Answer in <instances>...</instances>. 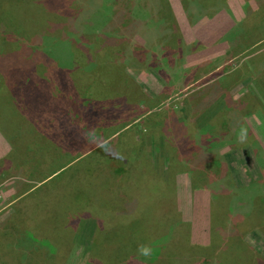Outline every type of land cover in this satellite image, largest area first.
<instances>
[{
  "label": "rangeland",
  "instance_id": "374dc122",
  "mask_svg": "<svg viewBox=\"0 0 264 264\" xmlns=\"http://www.w3.org/2000/svg\"><path fill=\"white\" fill-rule=\"evenodd\" d=\"M1 1L0 75L4 68L16 91L27 90L35 113L49 112L39 116L45 131L53 134L63 127L60 116L52 114L63 109L54 104L56 100L42 106L40 95L50 91L65 98L64 109L69 113H65V154L58 149L49 155L42 148L46 143L49 149L54 143L45 142L36 126L29 131L26 124L19 127L24 118L17 117L12 99L4 98L3 89L0 91V264H124L125 252L119 251L112 262L109 255L99 252L98 244L93 250L90 239L103 219L120 228L112 232L113 239L123 238L124 231L134 239H145V246L151 239H163L159 215L138 205L135 198L132 203V194H155L149 192L154 188L151 184H145L146 189L138 187L132 173L137 159L150 158L155 176L176 191L185 235L193 244L204 243L215 233L210 218L209 224L207 220L215 193L229 196L221 202L236 216L240 205H248L241 199L246 188L255 194L260 189L264 192V0H4L6 8ZM141 1L148 3L145 14L140 10ZM209 23L215 28L211 30ZM34 65L40 66L37 71L43 79L32 78L23 84L21 71L28 74ZM155 69L161 80H147ZM203 92L200 105L191 102ZM226 92H231L232 102L241 107L234 123L239 126L235 125L228 138L216 141L217 147L211 151L225 155L227 164L234 168L225 164L216 169L217 176L225 178L214 180L211 186L216 189L211 190L202 172L193 171L196 167L183 144L170 147L168 156L163 143L157 147L153 140L158 132L163 133L161 120L192 116L196 106L200 110L195 116L212 123L217 118L212 117L215 110L229 103ZM94 95L105 97L100 106L91 105L96 107L98 118L103 112L111 115L106 124L101 121L103 134L112 135L102 144L111 141L108 148L115 145L114 152L121 153L118 157H106L109 152L99 145L82 153L90 148L86 140L91 137L84 138L86 130L78 126L83 115L72 109L86 112L84 99ZM215 122L216 129L223 126L221 121ZM243 126L254 141L246 136L245 144L232 148L241 141ZM130 127L136 130L139 143L132 151L124 148L129 133L121 135ZM117 128L121 129L118 138ZM11 147L14 153L6 155ZM21 147L30 151L29 157L22 154ZM245 149L251 151L254 161L246 159ZM234 152L236 158H228ZM124 154L136 159L125 160L120 156ZM12 157L42 165L36 173L43 177L56 172L39 186L37 195L22 201L30 199L24 206L27 218L38 219L32 228L23 229L14 222L12 227L4 226L10 220L7 205L19 212L15 202L19 201V190L28 183L25 179L17 184L18 169L10 163ZM127 162L132 165L120 168ZM172 164L190 169L177 173L171 170ZM35 185L31 182V188ZM47 191L52 195L49 198L45 197ZM257 200L254 204L262 208L264 201ZM51 209L55 213H50ZM256 218L259 220L243 229L235 228L232 222L222 226V236H228V241L220 247L221 255L232 257L250 244L255 260L249 258V252H242L240 264H264V219L260 213ZM144 222L149 224V234L143 232ZM22 230L23 236L17 237ZM97 234L99 242L102 236ZM46 241L55 246L54 253L51 247L38 245ZM214 264L221 263L216 260Z\"/></svg>",
  "mask_w": 264,
  "mask_h": 264
},
{
  "label": "trees",
  "instance_id": "16d2710c",
  "mask_svg": "<svg viewBox=\"0 0 264 264\" xmlns=\"http://www.w3.org/2000/svg\"><path fill=\"white\" fill-rule=\"evenodd\" d=\"M144 1H141L140 10L143 14L147 13L146 7L147 4H145ZM2 6L6 8L7 1L2 0L1 1ZM217 5H221V3H217ZM187 52V51H186ZM11 65V64H10ZM30 66H26V68H29ZM40 66L34 65V70L29 71L28 74H25L21 71V77L23 78V84L30 83V81L35 78L43 79L41 76V73L39 74L37 70ZM12 69V68H11ZM162 71V70H161ZM4 68L1 70V80H0V91L3 89L2 95H4V98L12 99L11 104L13 106L17 107L18 113L17 117L24 118V120L20 121L19 123L21 128H24L22 124H26L25 129L26 131H29L28 129L32 130L34 129V126L38 129L37 131L42 132V134L45 136V142H53L54 144H51V148L46 149V143L44 149L47 154H52L56 150H61L63 154H65V113L68 114L69 111H65V98L53 96L51 95L52 92L48 91L38 97L39 102L42 106H45L47 101H53L55 105H58L63 109L61 112H54L52 114H55L56 116H60L63 122V127L60 129L58 128L53 134L47 132L44 130V127L42 126V122L39 123V116H46L49 112L46 110H40V112L37 114L32 110V104L31 102V96L27 95V90L24 91H16L15 85L12 83L11 79L9 78V75L5 73ZM37 72V73H35ZM160 72V71H159ZM80 77H82V74H79ZM147 80H155L159 81L162 78V75L160 76V73L155 69L152 71L149 75L146 76ZM60 78V77H59ZM40 84V83H39ZM46 88V87H44ZM212 90V89H211ZM14 91V94H13ZM12 93V94H11ZM81 94V93H80ZM227 97L230 98L228 100L227 104L224 103V105L221 107L223 109L217 108L215 112L213 113L212 117H217L215 120L211 123L207 120H199L198 117L195 116V111L200 110L197 106L192 108L193 115L192 116H183V115H177V117L168 118L163 121L161 124V130L163 133L156 134L155 140H153L154 143H157V147L160 146L162 143L165 146V149L167 153L169 152L168 156L170 154V147L173 145H179L183 144L185 149L189 152V155L191 156L192 161L194 162L193 171L195 174L201 173L202 176H205L207 178V185L211 188V190L216 189L211 186V183L214 182V180L219 179L221 182L225 178L222 174L218 177L217 170L216 169H223L225 167V164H227V160L225 159V155L223 156L222 153L218 152H212L211 150H214L216 148V141H220L221 138H228L233 133V128L235 125L237 127L239 126V123L234 124L237 122V114L241 111V107H237L232 102L231 92H226ZM204 92L197 94L195 97L192 98L191 102H196L197 105H200V102L204 100ZM230 96V97H229ZM103 98L99 95L90 96L88 99H84V106L88 109L86 112L81 113L77 107L72 109L74 113L76 114H82L83 120L78 124L79 128H82L85 131L84 138H92L94 139H88L86 141L89 142L90 148H86L84 152L87 153L88 151L94 149L96 150V146L99 145L102 149L105 148L106 152L109 153L106 154V157L115 158L118 157V154L114 152L115 145L113 146L112 150L109 149V144L111 141H107L106 144H102L107 139H109L112 135L105 136L102 131V125L106 122H109V119L111 118V115H109L108 112H103L101 115V119L98 118L96 107H91V105H97L100 106V102H103ZM117 103H120L117 101V98L115 99ZM109 102L111 100L109 99ZM75 104V103H74ZM76 105V104H75ZM225 108V109H224ZM122 109V107H121ZM89 113V114H86ZM223 113V115H222ZM16 113H14L15 115ZM160 114V113H159ZM157 114L160 118V115ZM22 115V116H21ZM16 116V115H15ZM157 118V117H156ZM155 118V119H156ZM216 120L221 121L220 123H223V126L216 129ZM5 121V119L3 120ZM101 121H103V124L101 125ZM244 125V124H243ZM14 126V125H13ZM106 126V125H105ZM241 126V125H240ZM12 127V126H11ZM133 127H130L129 129H126L121 131V129L117 128L118 134L116 138L119 137L120 131L121 135L124 132H128L129 136L126 141V144L130 147L128 148L127 145L124 143V148H127L129 150L135 149L139 143L136 140L135 131L132 129ZM244 132H246L245 126H243ZM220 129V130H219ZM248 130V129H247ZM22 131L17 132L20 137V133ZM90 132V135L88 134ZM250 133V131L248 130ZM48 136H50L48 138ZM246 136H248L251 139V135H248L246 133ZM53 138V139H52ZM52 139V140H47ZM114 139V138H113ZM253 140V139H251ZM92 141V145L91 142ZM254 141V140H253ZM243 144H245V138L243 142L239 141L235 145L232 146V148H240ZM103 145V146H101ZM65 146V147H64ZM22 154L24 156L29 157L30 151L26 149V147H21ZM41 149V150H42ZM250 149L251 148H246ZM245 149V150H246ZM41 150L39 152H41ZM245 155L246 159L248 158L251 161H254L255 158H253L251 151L246 150ZM12 149L10 150V154L12 153ZM176 151V150H175ZM239 151V150H238ZM262 150H259L258 153H261ZM134 151V153H136ZM236 152V151H235ZM235 152L231 154L228 158H236ZM254 152V151H253ZM14 153V151H13ZM132 155V154H131ZM131 155H120L125 158V160L129 159L134 162V157ZM143 157V156H142ZM23 159H14L12 157L11 164L20 165L22 170L26 171V175H30L32 178H36V180H39V182H44V178H47V176H52L56 172H52L46 176H41L40 174H37L39 172L37 168L42 167L40 166H34L32 163H30L29 158ZM231 159V158H230ZM15 160V161H14ZM128 160V161H129ZM142 160V159H141ZM168 157L165 162H167ZM137 164L134 166L132 173H134V179L137 180L138 187L142 189L145 188V184H151L154 188L152 191H149L151 193L155 194H148L147 192L143 196H133V204H135L134 198L137 200L136 202L141 207H149L154 210V212L159 215L160 220L162 222V225H160L159 234L162 236L163 239H151L149 240V245L146 247H150L153 251L152 254L149 257L141 256L138 252V249L142 246H145L144 241L145 239L140 238H133L130 233H125V236L120 239H113L112 238V232L114 230L119 231V227L115 223H108L109 221L107 219H103L101 221H98V225L96 228V231L92 237L93 241V250L98 249L99 245V252L105 255H109L111 257V261L114 262V258L116 254L120 252H125L124 256V264H214V262L217 260V262L221 264H240L242 263V259L240 258V255H242V252L245 253L246 251L249 252V258L253 261L255 260V252L253 247L250 244L244 245L243 248L237 251L235 255L232 257H225L221 255L220 253V247L224 245L225 242L228 241V236H222L224 234V230L222 226H225L226 224L233 223L234 227L238 229H243L247 227L251 222L259 220L256 218V216L261 214L262 219H264V206L262 208L258 207L254 203H257L260 200H257L258 198L264 201V192L261 193L260 191H255V193L248 191L246 188L244 197H241V199L244 201H248V205L246 203L245 206H242V209H238V213L236 216L234 215V211H232L231 207L229 205H226L222 203V199L229 197L228 195H225V193H215V203L211 205V214H212V226H214L215 233L211 235L208 242L200 243V244H193L186 238V226L184 225V217L183 213L181 212L178 202H177V193L174 189H171L167 183L162 181L160 178L156 177L153 169L154 164L153 161L150 158H145V160L140 161L136 160ZM233 164V163H232ZM258 164V163H257ZM132 165V162L130 164L124 163L120 168L122 167H129ZM173 165V164H172ZM231 170L234 167H231L230 163L227 164ZM258 169L262 171V168ZM171 170L174 172L180 171L184 173V171H187V169H190L189 167H183L180 164H175L171 166ZM226 170V169H225ZM264 172V169H263ZM186 173V172H185ZM130 177H128L129 179ZM45 184V183H44ZM223 185V183H222ZM264 186V185H263ZM163 187V188H162ZM162 189V195L159 194V190ZM147 196L150 198L148 204L146 202V199L148 200ZM30 197V196H29ZM30 200V199H29ZM28 200V202H29ZM27 202V204H28ZM252 202V203H251ZM260 208V209H258ZM260 211V212H259ZM217 217V218H216ZM149 228L148 222H144L143 232L149 234L147 229ZM226 230V229H225ZM97 233H100L102 236V239H99L100 241H97ZM103 233V235H102ZM219 233V234H218ZM17 237H21V234H16ZM100 236V235H99ZM17 240V239H14ZM147 240V239H146ZM147 242V241H146ZM148 243V242H147ZM44 244V245H43ZM98 244V245H97ZM38 245H41L42 247L49 246L51 247L53 253L56 251V248L54 245L51 246L50 242H41ZM20 246V243L18 244ZM41 247V248H42ZM22 248V247H21ZM20 248V249H21ZM40 248V250H42ZM19 249V250H20ZM23 249V248H22ZM125 250V251H124Z\"/></svg>",
  "mask_w": 264,
  "mask_h": 264
},
{
  "label": "crops",
  "instance_id": "0c3cea01",
  "mask_svg": "<svg viewBox=\"0 0 264 264\" xmlns=\"http://www.w3.org/2000/svg\"><path fill=\"white\" fill-rule=\"evenodd\" d=\"M1 10H2V12H3V9H2V7H1ZM208 25H210L212 28H210L211 30L212 29H214L215 28V25H214V23H209ZM217 30H219V29H217ZM214 34H216V33H214ZM23 69V68H22ZM11 149H12V147H11ZM11 149H9V151L7 150V154L6 155H9L10 153V150ZM13 150V149H12ZM11 160H12V158H11ZM11 160H10V163H12L11 162ZM15 161V160H14ZM13 166H17V171L15 172V174H17V177H18V179H16V180H19L18 181V183L17 184H19L20 183V181H22V180H25V179H27L28 180V183H25V186L22 188V189H20L19 190V193H18V195H19V197H18V199H19V201H16L15 202V204L16 205H18L19 207H18V213L15 211L16 209H12L11 210V206H10V204L9 205H7V210H6V212H10L9 213V217H10V220H8L7 221V223L8 222H10V223H6L4 226H7V227H9V226H11L12 225V223L14 222V223H16V225H18V224H20L21 225V227L24 229V228H32V227H35L36 225H37V223H38V219H36V218H34L33 219V221H30L28 218H27V215H26V212H27V209L26 208H24V206L25 205H27V203H22V201H24L27 197H29L30 195H33V194H35L36 193V195H37V190L39 189V186H41V185H43L44 183H45V181L46 180H49V178L50 177H52V176H47V178H44L45 180H44V182H39V180H36V178H32L30 175H26V171H28V170H26V171H24V170H22V168H21V166L20 165H17V164H13ZM23 171L25 172V173H23ZM34 182V183H36V185H35V188H31V182ZM16 184V185H17ZM16 185L15 186H13V189H15L16 188ZM34 187V186H33ZM12 189V190H13ZM49 196H52V195H48V191L45 193V197H47V198H49ZM48 200V199H47ZM17 208V207H16ZM211 207H210V209H209V211H207V220H208V224H209V218H210V226H212L211 224H212V222H211V220H212V214H211ZM205 213H206V211H204ZM50 213H55V211L54 210H50ZM201 213H202V209H201ZM12 227V226H11ZM22 236H23V234H24V230H22L21 231V233H20ZM208 240L209 239H207V240H205V242H208ZM204 242V243H205Z\"/></svg>",
  "mask_w": 264,
  "mask_h": 264
},
{
  "label": "clouds",
  "instance_id": "9594fccd",
  "mask_svg": "<svg viewBox=\"0 0 264 264\" xmlns=\"http://www.w3.org/2000/svg\"><path fill=\"white\" fill-rule=\"evenodd\" d=\"M246 137V132H242L240 140L243 142L244 138ZM152 249L150 247L142 246L138 249V252L141 256L149 257L152 254Z\"/></svg>",
  "mask_w": 264,
  "mask_h": 264
}]
</instances>
